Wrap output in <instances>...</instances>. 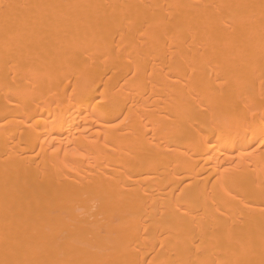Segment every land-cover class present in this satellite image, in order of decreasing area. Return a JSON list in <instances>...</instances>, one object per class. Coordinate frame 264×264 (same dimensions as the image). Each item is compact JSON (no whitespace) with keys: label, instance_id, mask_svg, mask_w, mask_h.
Returning a JSON list of instances; mask_svg holds the SVG:
<instances>
[{"label":"bare ground","instance_id":"bare-ground-1","mask_svg":"<svg viewBox=\"0 0 264 264\" xmlns=\"http://www.w3.org/2000/svg\"><path fill=\"white\" fill-rule=\"evenodd\" d=\"M262 0H0V261L260 264Z\"/></svg>","mask_w":264,"mask_h":264},{"label":"snow or ice","instance_id":"snow-or-ice-1","mask_svg":"<svg viewBox=\"0 0 264 264\" xmlns=\"http://www.w3.org/2000/svg\"><path fill=\"white\" fill-rule=\"evenodd\" d=\"M261 7L264 8V0H262ZM0 264H39L36 261H19V260H9L5 259L0 261ZM260 264H264V259L260 261Z\"/></svg>","mask_w":264,"mask_h":264}]
</instances>
